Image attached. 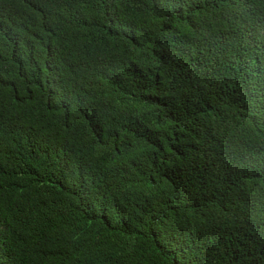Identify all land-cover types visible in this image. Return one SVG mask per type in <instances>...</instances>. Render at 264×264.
I'll return each mask as SVG.
<instances>
[{
    "label": "trees",
    "instance_id": "1",
    "mask_svg": "<svg viewBox=\"0 0 264 264\" xmlns=\"http://www.w3.org/2000/svg\"><path fill=\"white\" fill-rule=\"evenodd\" d=\"M0 264H264V0H0Z\"/></svg>",
    "mask_w": 264,
    "mask_h": 264
}]
</instances>
